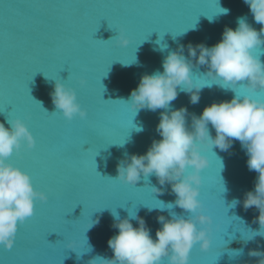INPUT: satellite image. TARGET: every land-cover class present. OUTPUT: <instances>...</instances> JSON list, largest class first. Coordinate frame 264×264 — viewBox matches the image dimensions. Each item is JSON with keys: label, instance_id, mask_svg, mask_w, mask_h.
Segmentation results:
<instances>
[{"label": "water", "instance_id": "95a60500", "mask_svg": "<svg viewBox=\"0 0 264 264\" xmlns=\"http://www.w3.org/2000/svg\"><path fill=\"white\" fill-rule=\"evenodd\" d=\"M217 4L228 14L219 13ZM239 17L257 31L261 28L243 0H0V123L10 127L8 120L20 118L35 140L33 149H21L28 153L23 159L14 152L9 162L26 171L34 187L48 196L47 202H35L34 215L20 227L13 250L0 247V264H87L96 256L110 258L107 241L118 231L112 227L113 211L121 218L137 213L153 238L161 226L159 215H189L179 207L156 208L176 197L168 184L163 194L153 193V186L161 187L154 175L141 176L133 186L115 179L125 154H144L153 139L161 138L156 126L164 111L135 113L120 99H129L142 75L163 71L169 51L183 44L187 56L189 42L211 47L221 40L225 26L237 27ZM121 30L130 41L126 47L115 37ZM161 45L167 47L161 51ZM257 54L264 61V46ZM135 57L131 65L120 62L131 63ZM206 70L193 67L194 80L203 84ZM81 77L87 81L83 87ZM54 79L75 89L86 119L68 121L57 111L50 97ZM178 92L171 107L187 108L189 126L191 114L199 116L211 103L235 95L206 85L199 102L192 104L188 94ZM256 95L264 99V91ZM209 129L215 136L210 124ZM204 155L209 166L201 172L199 199L213 221L211 246L202 252L194 245L189 264H214L220 253L216 264H256L258 258L248 251L258 244L264 250V238L257 236L246 245L242 241L249 230L259 229L253 222L259 212L254 206L245 211L242 204L230 205L254 190L258 173L249 171L239 141L228 151L207 146ZM97 218L99 223L87 229ZM131 222L137 226L136 220ZM69 241L76 242L74 251L67 248ZM240 249L241 255L231 256Z\"/></svg>", "mask_w": 264, "mask_h": 264}, {"label": "clouds", "instance_id": "9594fccd", "mask_svg": "<svg viewBox=\"0 0 264 264\" xmlns=\"http://www.w3.org/2000/svg\"><path fill=\"white\" fill-rule=\"evenodd\" d=\"M243 2L248 5L254 21L261 25L259 31L247 22L246 17H239L237 27L225 26L221 40L211 47L202 42H189L185 56V45L181 44L163 58V71L142 75L129 99H120L128 103L135 113L141 109L164 111L160 112L156 126L161 138L153 139L144 154H125L117 163L115 179L133 186L141 176L154 175L161 187L153 186L152 192L163 194V186L168 184L176 197L173 202H161L164 206L156 208L171 210L179 207L189 215H177L175 212H170V218L159 215L157 221L161 226L153 238L145 220L137 213L121 218L113 211L112 227L118 231L107 241L112 256H96L87 264H165V261L166 264H189L190 250L194 245L199 244L200 250L207 252L211 246L213 221L205 214L199 199L201 172L209 166L204 152L207 146L228 151L234 141H239L245 151L249 171L258 175L254 190L247 191L242 200L234 199L230 207L242 204L247 211L254 206L259 212L253 221L259 224V229L249 230L246 236L243 235L245 245L257 236L264 238V99L256 95L264 91V61L257 54L264 46V0ZM221 9L219 13L228 14V9ZM209 19L211 21L212 18ZM115 37L121 47L130 43L123 30ZM166 47L161 45V51ZM135 62L136 57L133 62L122 64L128 66ZM195 66H206L203 84L193 78ZM78 83L83 87L87 81L81 77ZM212 84L231 90L235 95L231 100L211 103L199 116L191 114L189 126L187 108L171 107V102L179 94L178 88L189 95L190 103L196 104L202 88ZM52 87V103L66 120L87 118V110L78 102L74 88L66 86L60 79H54ZM238 89H244L247 94L238 93ZM8 124L10 127L0 123V246L10 249L18 225L34 215L37 200L46 202L48 196L34 187L26 171L9 162L14 152L34 147L35 140L20 118L8 120ZM209 124L215 130V136H212ZM137 131H143L142 125L137 126ZM223 189L226 190L224 185ZM151 210L152 207L149 208ZM132 220L137 221V226H133ZM98 223L99 218L91 220L87 229ZM76 246L75 241L67 244L72 251ZM242 251L230 253L235 257ZM248 255L258 258L256 264H264V250L259 244L257 248L249 249Z\"/></svg>", "mask_w": 264, "mask_h": 264}, {"label": "snow or ice", "instance_id": "6c2138e0", "mask_svg": "<svg viewBox=\"0 0 264 264\" xmlns=\"http://www.w3.org/2000/svg\"><path fill=\"white\" fill-rule=\"evenodd\" d=\"M217 7H218V11L220 12L222 9L218 6V4H217ZM208 16V15H207ZM209 18H211V16H208ZM194 26V24L192 25V27ZM110 28V27H109ZM117 61V60H116ZM118 61H120V60H118ZM121 63H124V62H122V61H120ZM107 73V72H106ZM70 75H71V73L69 74V77H70ZM68 77V78H69ZM29 95H30V90H29ZM31 96V95H30ZM42 107V106H41ZM45 111V110H44ZM5 112H7V110L5 111ZM45 112H47V111H45ZM114 144H116V143H114ZM118 144H122V143H118ZM34 147H32V148H30V149H28V150H31V149H33ZM28 153L27 152H25V153H21V151L20 152H18L17 153V155H18V157L20 158V159H23L24 158V156L25 155H27ZM223 191H224V189H223ZM47 202V201H46ZM31 218V217H30ZM26 223V220L23 222V223H20L19 225H18V228H17V232H16V235H15V238H14V244H13V246L10 248V249H7V248H3L2 246H0V247H2L6 252H11L12 250H13V248H14V246H15V241H16V239H17V237H18V235H19V231H20V227L21 226H23L24 224ZM50 233H52V232H50ZM49 233V234H50ZM55 233H57V232H55ZM48 234V235H49ZM57 234H59V233H57ZM50 243V242H49ZM220 255H221V253H220ZM220 255L217 257V259L220 257ZM217 259H216V261H217ZM216 261L214 262V264H216ZM5 264H7V261L5 262ZM17 264H30V262H28V261H17Z\"/></svg>", "mask_w": 264, "mask_h": 264}]
</instances>
